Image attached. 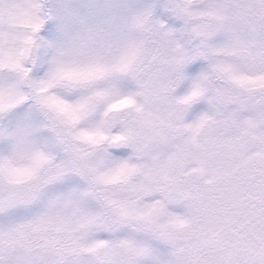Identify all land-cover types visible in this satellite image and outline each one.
<instances>
[{"label": "snow or ice", "instance_id": "snow-or-ice-1", "mask_svg": "<svg viewBox=\"0 0 264 264\" xmlns=\"http://www.w3.org/2000/svg\"><path fill=\"white\" fill-rule=\"evenodd\" d=\"M0 264H264V0H0Z\"/></svg>", "mask_w": 264, "mask_h": 264}]
</instances>
